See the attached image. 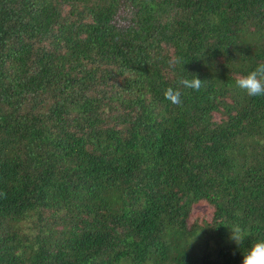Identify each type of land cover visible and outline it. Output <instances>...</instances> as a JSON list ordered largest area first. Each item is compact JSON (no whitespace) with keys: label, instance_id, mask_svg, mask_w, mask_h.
Instances as JSON below:
<instances>
[{"label":"trees","instance_id":"1","mask_svg":"<svg viewBox=\"0 0 264 264\" xmlns=\"http://www.w3.org/2000/svg\"><path fill=\"white\" fill-rule=\"evenodd\" d=\"M262 62L264 0H0V264H242L264 96L235 81Z\"/></svg>","mask_w":264,"mask_h":264},{"label":"clouds","instance_id":"2","mask_svg":"<svg viewBox=\"0 0 264 264\" xmlns=\"http://www.w3.org/2000/svg\"><path fill=\"white\" fill-rule=\"evenodd\" d=\"M181 60L176 58L173 64H179ZM192 79L181 77L177 81V87H168L164 91L166 100L174 105L182 104V92L180 88H188L199 91L204 81H201L197 76H191ZM236 87L245 92L250 97L264 96V62L245 76H240L235 81ZM229 239L238 246L243 243L246 230L239 225H233L231 228ZM242 264H264V240L258 241L243 254Z\"/></svg>","mask_w":264,"mask_h":264},{"label":"rangeland","instance_id":"3","mask_svg":"<svg viewBox=\"0 0 264 264\" xmlns=\"http://www.w3.org/2000/svg\"><path fill=\"white\" fill-rule=\"evenodd\" d=\"M68 9L65 10V13H67ZM132 19L129 17H126L125 15H121L119 17V25H128ZM213 215V208L206 202H199L194 205L193 211L190 217V222H194L195 219H207L208 221L211 219Z\"/></svg>","mask_w":264,"mask_h":264}]
</instances>
